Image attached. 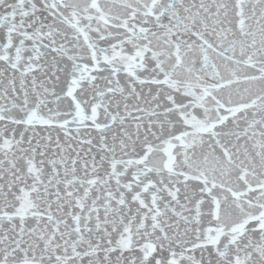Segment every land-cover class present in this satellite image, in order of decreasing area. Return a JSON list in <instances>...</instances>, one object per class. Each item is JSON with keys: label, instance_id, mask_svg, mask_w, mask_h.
<instances>
[{"label": "snow or ice", "instance_id": "snow-or-ice-1", "mask_svg": "<svg viewBox=\"0 0 264 264\" xmlns=\"http://www.w3.org/2000/svg\"><path fill=\"white\" fill-rule=\"evenodd\" d=\"M0 264H264V0H0Z\"/></svg>", "mask_w": 264, "mask_h": 264}]
</instances>
